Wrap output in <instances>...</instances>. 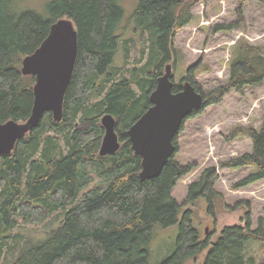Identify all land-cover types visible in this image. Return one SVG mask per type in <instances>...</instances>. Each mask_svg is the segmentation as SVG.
Masks as SVG:
<instances>
[{"label": "trees", "instance_id": "trees-1", "mask_svg": "<svg viewBox=\"0 0 264 264\" xmlns=\"http://www.w3.org/2000/svg\"><path fill=\"white\" fill-rule=\"evenodd\" d=\"M120 1L50 0L38 13L18 10L14 0H0V123H25L31 114L35 78L22 76V59L41 45L60 19L72 21L77 32V58L61 121L54 122L46 114L11 154L0 158V264H149L148 246L156 232L176 224L174 251L159 264H185L199 258L201 264H264V217L257 218L253 228L248 211L242 226L222 227L214 241L210 233L202 238L193 226L192 209L186 206L206 198L213 214L218 196L216 167L189 184L183 202L172 197L178 181L197 166L174 159L183 125L173 139L175 153L160 175L140 181V158L133 154L127 131L150 107L149 94L176 54L173 40L191 22L197 0H138L132 19L142 45L135 63L141 66L131 69L132 40L124 44L123 65H114L124 18ZM235 1L241 21L246 0ZM256 1L264 6V0ZM231 28L236 26L214 29ZM196 68L186 70L184 81L204 96V105L184 122L219 104L227 93L242 94L264 81L263 51L247 43L236 45L227 82L210 93L196 86ZM181 84H174V93ZM106 114L115 118L120 148L100 157V120ZM78 121L88 128L76 129ZM245 137L251 140V153L219 166L251 170L235 189L264 180V114L259 131L237 127L226 139ZM95 177L102 182L94 183ZM27 224L47 229L41 230L39 239L11 234ZM251 243L259 245L258 257L248 254Z\"/></svg>", "mask_w": 264, "mask_h": 264}, {"label": "rangeland", "instance_id": "rangeland-1", "mask_svg": "<svg viewBox=\"0 0 264 264\" xmlns=\"http://www.w3.org/2000/svg\"><path fill=\"white\" fill-rule=\"evenodd\" d=\"M49 1L14 0V5L20 11L33 10L43 13L44 6ZM187 1L189 0H183L184 3ZM137 4L138 0L120 1L124 18L118 28L121 47L114 58V65L117 67L124 63L123 47L128 40L134 42L129 44L134 46L129 55V69L141 66L135 63L140 58L142 45L138 35L134 33L135 26L132 19ZM237 6L235 0H197L195 2L191 11V22L179 30L173 40L176 54L168 64L173 66L171 72L174 84L180 82L183 84L186 70L197 65L196 71L199 72L195 75L196 86L207 94L218 85L227 82L228 63L236 45L247 43L258 46L264 55V6L259 1L246 0L241 21L235 12ZM231 24L236 28L221 31L214 29L215 26L224 28ZM263 114L264 81L260 86L243 89L242 94L233 91L227 93L219 104L208 106L200 115L186 120L181 133L177 136L178 151L174 159L182 165L191 162L197 165L174 187L171 195L178 203L185 200L189 184L198 181L206 169L216 167L219 176L214 186L218 196L213 202V214L209 212L206 198L197 200L193 206H186L192 209L193 226L202 238L210 233L214 241L222 227L242 226L248 211L253 228L256 226L257 218L264 217V180L235 189L233 186L244 179L251 170L219 167L220 163L251 151L252 144L249 138L230 140L226 138L237 127H252L259 131ZM75 126L79 130L88 128V125L81 121L76 122ZM93 182L100 183L102 179L95 177ZM55 219L53 226L57 224L58 219ZM46 229L47 227L41 229L40 226L34 227L27 224L12 230L11 234L39 239ZM177 234V224L167 230L156 232L148 246L149 264H159L173 253ZM259 250L258 244L251 243L248 254L258 257ZM201 261L202 258H199L189 260L185 264H201Z\"/></svg>", "mask_w": 264, "mask_h": 264}, {"label": "water", "instance_id": "water-1", "mask_svg": "<svg viewBox=\"0 0 264 264\" xmlns=\"http://www.w3.org/2000/svg\"><path fill=\"white\" fill-rule=\"evenodd\" d=\"M77 58V32L72 21L60 19L51 25L47 38L21 61L22 76L35 78L33 106L25 123L13 120L0 123V158L13 152L16 144L37 128L46 114L54 122L63 116V98L69 86ZM171 66L157 79L149 94L150 107L127 131L135 156L140 158L139 179L144 182L160 175L163 167L175 153L173 139L184 120L204 105L203 96L188 82L173 92ZM103 136L99 147L101 157L120 148L116 121L110 114L100 120ZM207 231V230H205Z\"/></svg>", "mask_w": 264, "mask_h": 264}, {"label": "bare ground", "instance_id": "bare-ground-1", "mask_svg": "<svg viewBox=\"0 0 264 264\" xmlns=\"http://www.w3.org/2000/svg\"><path fill=\"white\" fill-rule=\"evenodd\" d=\"M166 65H170V66H171V64H166ZM166 65L164 66V71H163V73H162L159 77H161V76L164 74V72H165V68H166ZM171 69H172V67H171ZM159 77H158V78H159ZM158 78H157V79H158ZM156 83H157V80H156ZM155 87H156V86H155ZM154 89H155V88H154ZM154 89H153V90H154ZM153 90H152V91H153ZM152 91H151V92H152ZM151 92H150V93H151ZM102 135H103V134H102ZM127 137H128V136H127ZM130 145H131V144H130ZM15 147H16V146H15ZM133 154H134V153H133ZM99 156H100V155H99ZM172 156H173V155H172ZM172 156H171V157H172ZM100 157H101V156H100ZM140 181H141V180H140Z\"/></svg>", "mask_w": 264, "mask_h": 264}, {"label": "crops", "instance_id": "crops-1", "mask_svg": "<svg viewBox=\"0 0 264 264\" xmlns=\"http://www.w3.org/2000/svg\"><path fill=\"white\" fill-rule=\"evenodd\" d=\"M251 150H252V148H251ZM247 153H251V151L250 152H247ZM179 182V181H178Z\"/></svg>", "mask_w": 264, "mask_h": 264}]
</instances>
